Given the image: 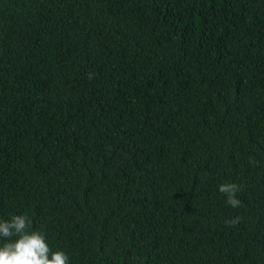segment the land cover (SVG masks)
Masks as SVG:
<instances>
[{"label": "trees", "instance_id": "trees-1", "mask_svg": "<svg viewBox=\"0 0 264 264\" xmlns=\"http://www.w3.org/2000/svg\"><path fill=\"white\" fill-rule=\"evenodd\" d=\"M13 215L68 264H264V0H0Z\"/></svg>", "mask_w": 264, "mask_h": 264}, {"label": "clouds", "instance_id": "clouds-1", "mask_svg": "<svg viewBox=\"0 0 264 264\" xmlns=\"http://www.w3.org/2000/svg\"><path fill=\"white\" fill-rule=\"evenodd\" d=\"M225 194L227 203L239 207L241 201L236 197L239 186L234 183H222L218 186ZM234 218L226 223H238ZM32 221L26 215H13L8 220L0 221V237L5 242L0 244V264H68L69 258L62 250L53 251L43 233L31 230ZM15 237V239H12Z\"/></svg>", "mask_w": 264, "mask_h": 264}]
</instances>
